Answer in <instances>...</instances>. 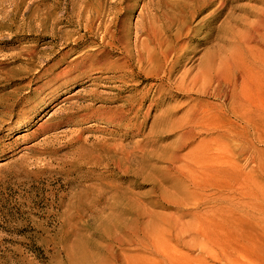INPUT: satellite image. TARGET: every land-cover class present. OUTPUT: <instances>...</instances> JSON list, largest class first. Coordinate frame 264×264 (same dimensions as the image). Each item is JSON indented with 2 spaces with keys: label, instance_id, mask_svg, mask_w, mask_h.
Instances as JSON below:
<instances>
[{
  "label": "rangeland",
  "instance_id": "rangeland-1",
  "mask_svg": "<svg viewBox=\"0 0 264 264\" xmlns=\"http://www.w3.org/2000/svg\"><path fill=\"white\" fill-rule=\"evenodd\" d=\"M151 1L0 0V264H264V108L224 117L212 92L219 70L234 82L256 65L264 0H215L190 22L186 0ZM83 8L101 19L84 25ZM224 144L239 165H223Z\"/></svg>",
  "mask_w": 264,
  "mask_h": 264
},
{
  "label": "bare ground",
  "instance_id": "bare-ground-1",
  "mask_svg": "<svg viewBox=\"0 0 264 264\" xmlns=\"http://www.w3.org/2000/svg\"><path fill=\"white\" fill-rule=\"evenodd\" d=\"M184 1V0H183ZM187 4H185V9L182 11L184 14L186 13L185 19L186 21H191V19H193V17H195L198 13L205 11L207 9H209L211 6H213V4L215 3V0H186ZM144 9L147 10L148 12L152 9H155L154 5H152V1L149 0L148 3L144 4ZM93 9H88L85 10L83 8L82 11H80L79 14V21L81 23H83L85 20L87 21L84 25H89V21L88 20H92L94 19L96 16L98 19H101V15L98 12V15H96L94 12H92ZM87 12H90V14H87ZM213 16L216 14V11L214 10L213 12ZM156 14V13H155ZM183 14V15H184ZM92 26V24H91ZM144 31L146 32L147 35L152 36L151 32L149 30L148 27H144ZM122 50L125 51V58H128L130 56V45L128 43H125L126 41L122 40L120 41ZM250 42H255L258 43V45L260 46L259 49L256 48V50L252 47V51H251V56L253 58V60L256 61V67L255 66H246L245 71L243 72H239L236 74L235 77V81L232 82V77H231V72H230V66H229V70H225V69H221L217 72L216 75H214L212 77V85H213V93L220 97V98H224V101H229V106H226L225 103H223L220 107V113L224 116V117H228V115H230V113L234 114L235 116L241 118L243 121H246L248 123H254L253 118H251L247 112L246 109L248 108L249 105L255 106V107H263L264 108V100L258 98L262 101V103L258 102L252 95L251 90L254 88H257L258 92L261 95V92L264 91V8L261 11V15L258 21V26L254 29L253 33L250 34L249 37V43ZM95 50V49H94ZM141 54V58H143V55L141 53V51L139 52ZM68 53H64V56L67 55ZM105 54V53H104ZM108 54V53H106ZM121 59L123 58H119L117 59L115 62H109L107 60H99L97 62V64H93L90 67L84 66L83 68L80 70V75H86V73L92 77V71L94 70V68L96 69H115L117 66L119 67H125V65L127 64V62L122 61ZM144 59V58H143ZM81 64H79L78 66H80ZM66 73V72H65ZM93 76H95L94 78H99V76L97 77L95 74H93ZM76 78V77H75ZM73 80V78H65L64 79V83L65 82H71ZM212 88V87H211ZM207 91H211V90H207ZM76 93V92H75ZM75 93H70L67 94L63 99H61V101H65L67 99H70L72 97H74L76 94ZM243 93V95H241ZM249 104V105H248ZM213 107L211 104H206L205 102L201 104L200 108H195L194 109V114H193V120L196 124L203 126L204 123L206 124L207 121L210 120L211 116L214 115L215 110H213ZM121 110V117H123L125 115V111L123 109H118ZM106 112L107 114L111 113V110H103L101 108H98L97 110H95L93 113H97V112ZM104 111V112H103ZM82 117H85L84 115H81ZM72 117H69L67 121H70ZM112 121L116 122V119L113 118L111 119ZM43 126V124L41 123L39 125V127ZM229 128L226 129V131L228 132V134H231V129L228 130ZM190 133V132H189ZM27 133H23L21 134V136H26ZM241 137V135H240ZM241 140L244 142V138L241 137ZM32 144L30 143H26L24 144V149H27L29 147H31ZM217 150L222 152V162L223 165H227V166H231V165H239L230 155V153L232 152V150L229 149V147L224 145H219L217 147ZM252 152L250 153V158L255 160L256 159V152L257 149L254 148L253 150H251ZM222 198V197H221ZM227 199H229V196H224V201L221 202H225L227 201ZM220 210L227 215L229 212V206L226 205H222ZM245 213H247V211H242L241 215H244ZM222 220L224 222L223 225L220 226L221 229L223 230H227L228 228V223L229 220L227 219L226 216L222 217ZM229 230V228H228ZM179 233H172L171 236H177V237H173L174 239H176L179 243H183L186 245H189L190 247H198L201 250V256L204 257V260L208 257V258H215L218 260H222L224 259V257H222L220 254H218L217 252H215L213 250V248H210L208 246V240L206 239H198L195 242H190L185 240L184 238H182L180 235H178ZM153 250H158V246L153 245ZM168 262V263H167ZM161 264H188V263H183L181 261H176V260H171L170 258H164L163 260L160 261ZM203 264V263H202Z\"/></svg>",
  "mask_w": 264,
  "mask_h": 264
}]
</instances>
